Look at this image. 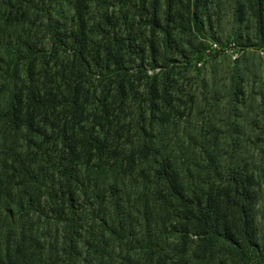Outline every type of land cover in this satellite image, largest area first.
Returning <instances> with one entry per match:
<instances>
[{"label":"trees","instance_id":"1","mask_svg":"<svg viewBox=\"0 0 264 264\" xmlns=\"http://www.w3.org/2000/svg\"><path fill=\"white\" fill-rule=\"evenodd\" d=\"M186 1V24L200 32L208 0ZM92 2H69V28L62 0H0V264H264L255 172L225 165L206 134L200 145L176 137L188 106L171 64L152 53L147 69L140 50L127 68L115 13L97 23ZM158 2L140 12L170 38ZM172 8L167 0L168 21ZM248 9L262 19L264 0L236 1L239 17ZM180 141L199 153L178 156ZM32 216L60 235L40 241Z\"/></svg>","mask_w":264,"mask_h":264},{"label":"rangeland","instance_id":"2","mask_svg":"<svg viewBox=\"0 0 264 264\" xmlns=\"http://www.w3.org/2000/svg\"><path fill=\"white\" fill-rule=\"evenodd\" d=\"M70 1L62 0V7L56 8L58 13L65 12L62 21L69 28L73 15V9L69 6ZM171 1L173 8L169 21L167 12L170 13V9H167V0L158 2L161 23L163 26L169 25L170 38L165 32H152L150 25L146 23L145 14L140 12L144 0H108L107 4H102V0H93L91 17L100 23L99 18L106 9L110 13H115L113 22L116 30L126 39L128 45L124 54L127 68L133 69L141 63L136 57L140 50L147 58L145 64L147 69H151L152 53L156 57V66L164 68L171 64L172 75L169 80L177 82L178 95L188 106L184 118L181 120L175 118L178 122L176 137L182 138L185 144L192 138L194 145H200L201 134H206L211 137L209 152L219 155L225 165L241 163L253 170L261 186L259 211L263 217L264 12L260 20L251 14L249 9L247 15L239 17L235 11L237 0H208L207 6L201 9L204 29L196 32L197 30L188 28L186 24L187 1ZM244 2L245 0H242V3ZM125 16L127 21L124 19ZM128 35H131L132 39H137V43L131 47L128 42L131 38ZM39 37L46 47L50 46L45 35L40 34ZM233 41L245 45V48L240 47V58L237 61L231 59L230 51L208 53L209 56H206L205 60V55L202 57L210 43L229 46V42ZM157 73L160 82H168L165 74L163 75L164 70L161 72L158 70ZM142 90L140 89L141 93ZM189 98L192 99V104ZM1 101V105L8 102L6 95ZM138 102L139 100L136 104ZM190 108L192 110H189ZM181 142L171 148L178 156H183L188 151L199 153L200 146L190 150L187 146L180 145ZM32 218L36 222L32 231L39 235L40 241L49 239L53 241L56 233L60 235L61 229L54 221L47 222L46 219L38 223L37 216ZM87 219H84L85 225L89 223L86 222ZM170 243L176 244L177 239L171 238ZM114 255V257L118 255V250ZM136 257L137 255L132 256V260L134 261Z\"/></svg>","mask_w":264,"mask_h":264},{"label":"built area","instance_id":"3","mask_svg":"<svg viewBox=\"0 0 264 264\" xmlns=\"http://www.w3.org/2000/svg\"><path fill=\"white\" fill-rule=\"evenodd\" d=\"M240 47H238L234 42L229 44V46L225 47L224 49L222 48L223 52H228L230 51L231 53V59L233 61H237L240 58V51H239ZM221 50L220 46L217 43H211L210 44V49L209 52H216ZM199 66L201 65V63L198 64Z\"/></svg>","mask_w":264,"mask_h":264}]
</instances>
